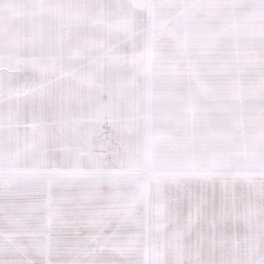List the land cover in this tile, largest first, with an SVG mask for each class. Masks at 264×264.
I'll use <instances>...</instances> for the list:
<instances>
[{"label":"snow or ice","instance_id":"snow-or-ice-1","mask_svg":"<svg viewBox=\"0 0 264 264\" xmlns=\"http://www.w3.org/2000/svg\"><path fill=\"white\" fill-rule=\"evenodd\" d=\"M0 264H264V0H0Z\"/></svg>","mask_w":264,"mask_h":264}]
</instances>
